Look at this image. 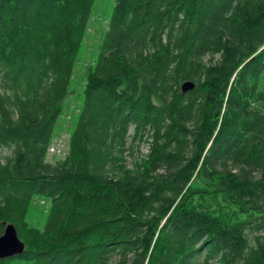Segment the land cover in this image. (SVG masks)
Listing matches in <instances>:
<instances>
[{
  "label": "trees",
  "instance_id": "16d2710c",
  "mask_svg": "<svg viewBox=\"0 0 264 264\" xmlns=\"http://www.w3.org/2000/svg\"><path fill=\"white\" fill-rule=\"evenodd\" d=\"M96 3L0 0V264H264V0H113L66 113Z\"/></svg>",
  "mask_w": 264,
  "mask_h": 264
},
{
  "label": "rangeland",
  "instance_id": "374dc122",
  "mask_svg": "<svg viewBox=\"0 0 264 264\" xmlns=\"http://www.w3.org/2000/svg\"><path fill=\"white\" fill-rule=\"evenodd\" d=\"M113 5V0H97V3L94 8L93 16L91 17L90 21V27L87 30V35L84 39L82 48L79 52L76 68L74 70L73 78L70 84V94L69 98L67 99V105H68V111L71 107L78 105V96H79V89L82 87L83 82V76L85 71L88 67H90L96 59V55L99 50L100 45V38L105 31V23L106 19L109 17L111 7ZM104 18V21L99 18ZM71 125L70 122L60 120V123L56 129V132L53 135L52 143L55 145H60L61 147L66 145V148L69 146V140H70V131H71ZM63 149L65 147H62ZM65 148V155L68 153L69 150ZM142 153H146V147L142 146L141 148ZM8 151H2L1 156H6ZM51 153V152H50ZM63 156V155H62ZM61 157H57L55 155H46V162L52 165H55L56 163H61L64 160H61ZM66 158V157H65ZM41 204V202H40ZM42 205V204H41ZM227 204L222 199H217L214 207L217 208H225ZM43 208L38 207V204L32 205V212L29 215V224L32 226H36L37 224L42 223V215L41 212ZM4 227V226H3ZM15 264H21L19 263V260L15 261Z\"/></svg>",
  "mask_w": 264,
  "mask_h": 264
},
{
  "label": "water",
  "instance_id": "95a60500",
  "mask_svg": "<svg viewBox=\"0 0 264 264\" xmlns=\"http://www.w3.org/2000/svg\"><path fill=\"white\" fill-rule=\"evenodd\" d=\"M194 88V84L186 82L182 85V92H188ZM3 233L0 236V260L21 255L24 252V243L18 238L15 227L12 224H3Z\"/></svg>",
  "mask_w": 264,
  "mask_h": 264
},
{
  "label": "built area",
  "instance_id": "2783aa9c",
  "mask_svg": "<svg viewBox=\"0 0 264 264\" xmlns=\"http://www.w3.org/2000/svg\"><path fill=\"white\" fill-rule=\"evenodd\" d=\"M62 147H65L66 148V145H64ZM62 147L60 145H57V144L55 145L54 143L51 142V144L49 145V147L47 149V155H48V153L50 155H55L57 157H61L63 155L62 158H61V160H64L65 157L66 158L68 157V153L65 155V148L63 149ZM66 149L69 150V146Z\"/></svg>",
  "mask_w": 264,
  "mask_h": 264
}]
</instances>
